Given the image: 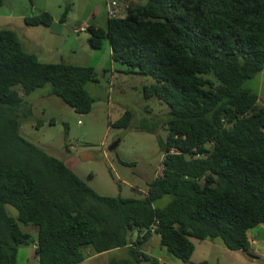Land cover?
<instances>
[{
  "label": "trees",
  "instance_id": "obj_1",
  "mask_svg": "<svg viewBox=\"0 0 264 264\" xmlns=\"http://www.w3.org/2000/svg\"><path fill=\"white\" fill-rule=\"evenodd\" d=\"M113 2L122 14L107 9L103 27L88 26V42L97 50L108 42L122 67L116 72L151 77L145 97L169 106L167 138H158L163 176L156 173L143 198L103 196L67 160L25 139L33 91L50 83L49 96L86 114L94 103L86 84L99 83L98 73L43 63L15 31L0 30V264H18L19 247L35 242L39 264H77L122 248L135 263L159 264L141 251L152 236L186 264H209L192 261L193 239L219 238L254 257L249 232L264 224V106L245 83L264 71V0ZM26 23L51 26L53 17L44 12ZM132 121L125 111L113 126ZM166 196L170 202L155 207ZM21 224L35 226L37 238Z\"/></svg>",
  "mask_w": 264,
  "mask_h": 264
},
{
  "label": "rangeland",
  "instance_id": "obj_2",
  "mask_svg": "<svg viewBox=\"0 0 264 264\" xmlns=\"http://www.w3.org/2000/svg\"><path fill=\"white\" fill-rule=\"evenodd\" d=\"M31 1L41 10L48 8L56 23L60 22L66 7L70 6L66 20L71 29L67 26L64 28L66 32L61 33L57 24L53 27L40 25L38 30H33L35 33L28 35L31 37L28 39L31 45L40 54L39 60L43 63L65 60L74 65L93 66L97 69L99 83L86 84L87 92L94 98L92 110L86 114L77 112L57 96H49L48 92L52 88L50 83L33 91L28 97L34 106V117L22 123L21 135L51 155L67 160L72 170L98 194L143 198L163 164V151L158 138H167L168 132L162 123L168 119L169 106L157 98L145 97L144 87L154 83L151 77L116 72V69L122 67L112 61L108 42H105L101 50L89 45V33L83 25L104 23L109 2L113 0H46V5L45 0H5L0 5V30L15 26L21 34L24 29L20 26L25 27L26 24L17 17L33 14L34 5ZM82 22L84 24L74 25ZM72 26L77 28L76 33ZM54 46L58 49L49 54ZM61 55L64 58H60ZM245 87L257 92L260 105L264 106V71L247 81ZM125 111L133 113L131 125L128 128L113 126ZM148 128L153 130L149 131ZM119 140L117 149L109 151V147ZM84 152L93 158L83 160ZM170 200L171 197L166 196L156 202L155 207H164ZM8 211L14 216L18 214L11 206ZM21 225L24 231L30 232L36 239L35 226ZM257 231L259 235L252 237ZM255 238L264 240V232L260 229L250 230L254 257L239 250L228 249L219 238L204 241L193 239L196 252L192 261L199 263L207 260L209 264H264V243H261L262 247L256 246ZM156 241L159 243V240ZM36 244L19 247L18 264H39ZM126 254L124 250L108 255L95 254V257L93 255L77 264H108L116 256L125 258ZM157 254L163 258L160 264H186L171 256L164 248ZM142 264L149 263L144 261Z\"/></svg>",
  "mask_w": 264,
  "mask_h": 264
},
{
  "label": "crops",
  "instance_id": "obj_3",
  "mask_svg": "<svg viewBox=\"0 0 264 264\" xmlns=\"http://www.w3.org/2000/svg\"><path fill=\"white\" fill-rule=\"evenodd\" d=\"M120 1H132V0H120ZM136 1V0H135ZM31 4H32V6L34 5V10H33V14L32 15H23V16H19V17H17L18 18V20H20L21 22H25V24H26V26L25 27H22V26H20V28L21 29H24V31L20 34L18 31H17V29L15 28V26H14V28L13 27H5V28H2V29H10V30H13V31H15L16 33H17V36H18V38H19V40L21 41V43H22V45H23V48H24V50L26 51V52H28V53H31V54H34V55H36L38 58H39V56H40V54H38V52L35 50V48L31 45V41L30 40H28L29 38H31V37H28V35L30 36V34H32V33H35L36 31H33V30H38L39 28H40V25L39 26H28L27 25V23H26V20L27 19H31V18H34V17H36V16H39V15H41L42 13H44V12H47V13H49V10H48V8H45L44 7V10H41L37 5H35V3H34V1H31ZM44 5H46V0L44 1ZM47 7V6H46ZM50 14V13H49ZM53 17V16H52ZM103 21H105V22H107V16H106V18L104 17V20ZM104 22V23H105ZM104 23H102V22H100V23H97V24H95V26H100V27H103L104 26ZM57 24V26H59V28H60V32L61 33H64V32H66V30H64V28L65 27H69L70 29H71V26L69 25V22H67V20L65 21V22H59V23H56V21L54 20V18H53V23H52V25H51V27H53L54 25H56ZM77 24H80V25H82V24H84V22H82V23H74V25H77ZM79 25V26H80ZM85 26H87V28H88V26L89 25H91V24H84ZM83 25V26H84ZM46 27H49V26H46ZM74 28V26H72V29ZM76 29L77 28H74V31H75V33H76ZM82 32H86V31H82ZM34 35V34H33ZM32 35V36H33ZM109 47H110V45H109ZM55 46L54 47H52V49L49 51V54L50 53H52V52H56V50L58 49V47H56L55 49ZM49 50V49H48ZM55 57H57L56 55H55ZM60 58H64V56H62L61 55V57ZM65 61V60H64ZM67 62V61H66ZM69 166H70V164H69ZM71 167V166H70ZM255 229H260V231L262 230L263 232H264V224H261V225H259V226H257L256 228H254V229H252V230H255ZM256 232V231H255ZM254 232V233H255ZM253 233V234H254ZM251 235L252 237H256V236H258L259 235V231H257V233H255L254 235ZM249 235H250V232H249ZM36 238H37V234H36ZM155 238V239H154ZM256 240H255V245L256 246H258V245H261V243L263 244L264 243V240L263 239H257V238H255ZM156 240H159V242H160V238L158 237V236H152L149 240H148V242H146L143 246H142V248H141V251L143 252V253H145V254H147L148 256H150V257H152V258H154V259H156L158 262H159V264L163 261V258H162V255H160V254H157L160 250H163L161 247H160V243H158ZM264 245V244H263ZM263 245H261L260 247H262ZM252 248H253V245H252ZM264 248V247H263ZM257 250L259 249L258 247L256 248ZM261 249V248H260ZM122 250H124L127 254H126V259L125 258H122V257H120V256H116L115 258H114V262H122V261H125V260H127V261H129V262H133V264H138L137 262L135 263V261L133 260V258L131 257V253H130V251H129V249L128 248H122V249H116V250H112V251H109V252H105V253H102V255H108V254H111L112 252H116V251H122ZM196 252V251H195ZM194 252V253H195ZM97 255V254H96ZM96 255H94L93 257H95ZM90 258H92V257H90ZM89 258V259H90ZM192 260H194V254H193V256H192ZM196 261V260H195ZM205 261V260H204ZM207 261V260H206ZM197 262V261H196ZM110 262H108V264H109ZM149 263V262H148ZM209 263V262H208ZM139 264H142V263H139ZM150 264V263H149ZM220 264V263H219Z\"/></svg>",
  "mask_w": 264,
  "mask_h": 264
},
{
  "label": "built area",
  "instance_id": "obj_4",
  "mask_svg": "<svg viewBox=\"0 0 264 264\" xmlns=\"http://www.w3.org/2000/svg\"><path fill=\"white\" fill-rule=\"evenodd\" d=\"M108 13H109V16L110 17H118L122 14V12L120 11V8L118 6V4L116 2H113L109 7H108ZM85 28H87V26L84 25ZM163 176V173L160 171V172H157V175L156 177H162ZM140 234H138V237L139 236H142L144 231H141L139 232ZM136 238V237H135ZM135 240V239H134Z\"/></svg>",
  "mask_w": 264,
  "mask_h": 264
},
{
  "label": "water",
  "instance_id": "obj_5",
  "mask_svg": "<svg viewBox=\"0 0 264 264\" xmlns=\"http://www.w3.org/2000/svg\"><path fill=\"white\" fill-rule=\"evenodd\" d=\"M108 37V36H107ZM120 144V140L119 141H116L115 143H113L110 147H109V151H114L117 149V147L119 146ZM93 158L90 154H88L87 152H84L82 153V159L83 160H88V159H91Z\"/></svg>",
  "mask_w": 264,
  "mask_h": 264
}]
</instances>
